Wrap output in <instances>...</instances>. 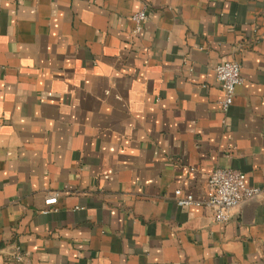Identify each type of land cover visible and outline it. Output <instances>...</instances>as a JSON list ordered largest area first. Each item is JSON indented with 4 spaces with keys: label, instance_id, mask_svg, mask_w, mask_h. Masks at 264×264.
<instances>
[{
    "label": "crops",
    "instance_id": "obj_1",
    "mask_svg": "<svg viewBox=\"0 0 264 264\" xmlns=\"http://www.w3.org/2000/svg\"><path fill=\"white\" fill-rule=\"evenodd\" d=\"M218 166L261 189L227 223ZM0 264H264V0H0Z\"/></svg>",
    "mask_w": 264,
    "mask_h": 264
},
{
    "label": "built area",
    "instance_id": "obj_2",
    "mask_svg": "<svg viewBox=\"0 0 264 264\" xmlns=\"http://www.w3.org/2000/svg\"><path fill=\"white\" fill-rule=\"evenodd\" d=\"M134 26L131 34L137 36L144 26L147 19V7L142 6L132 15ZM242 65L238 59L232 57L219 63L215 69V76L220 81L222 97L219 106L224 113H227L233 103L235 89L237 85L243 83ZM245 172L243 170L218 166L209 174L206 183V205L210 209V217L213 221L227 223L234 216V210L245 202H249L259 196L261 189L259 187H247L245 185ZM179 204H187L193 201L191 194H181L176 190ZM55 195H49L45 198L46 205L56 202ZM50 208L47 206L45 212ZM20 257L17 249L14 253Z\"/></svg>",
    "mask_w": 264,
    "mask_h": 264
}]
</instances>
